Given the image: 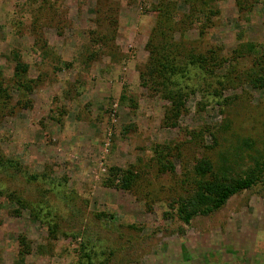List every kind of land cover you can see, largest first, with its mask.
<instances>
[{
  "label": "rangeland",
  "instance_id": "obj_1",
  "mask_svg": "<svg viewBox=\"0 0 264 264\" xmlns=\"http://www.w3.org/2000/svg\"><path fill=\"white\" fill-rule=\"evenodd\" d=\"M156 9L206 57L173 99L140 78ZM263 162L264 0H0V264H264L263 177L188 223L175 202Z\"/></svg>",
  "mask_w": 264,
  "mask_h": 264
},
{
  "label": "trees",
  "instance_id": "obj_2",
  "mask_svg": "<svg viewBox=\"0 0 264 264\" xmlns=\"http://www.w3.org/2000/svg\"><path fill=\"white\" fill-rule=\"evenodd\" d=\"M202 3L204 4L205 2L203 1ZM156 10L159 16L157 26L146 44L150 57L145 65L144 71L140 74V78L142 85L146 87L154 88L160 85L163 89H168L167 95L173 99L174 97H179V94L176 95L174 90H170L172 88L171 85L176 81L175 79L185 74L187 65L198 66V64H202V66H206V57L202 55L192 57L190 53L183 55L177 48L175 42H171L169 39L168 34L172 27L167 14H162V10ZM250 49L254 50V47L251 46ZM182 56L187 59L186 65L183 62L184 60H178ZM14 69L15 77H17L20 86L30 89L29 84L24 78L26 65L17 61ZM258 74L261 73H255L250 82L252 84L259 83V85H262V80ZM178 112L179 110L177 109L175 116L178 115ZM168 169L171 172L174 171L171 162L168 161L166 165L162 164V161L159 162L160 172ZM211 169L212 166L205 161L199 162L196 167L197 174L200 175H205ZM131 174L130 171L126 170L118 178V182H121V186L124 188H128L129 183H132ZM210 174L211 177L207 180L200 179L192 181L191 193L186 198H181L180 196V198L176 199L175 202L178 204L177 215L183 222L188 223L198 214L207 215L218 210L231 196L252 188L257 182L262 181V177L264 185V162L244 177L228 178L223 175Z\"/></svg>",
  "mask_w": 264,
  "mask_h": 264
}]
</instances>
